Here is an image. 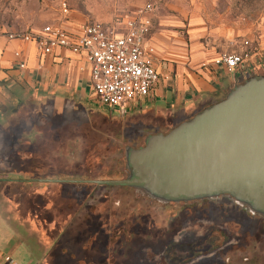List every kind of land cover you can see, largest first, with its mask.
<instances>
[{
	"label": "crops",
	"instance_id": "1",
	"mask_svg": "<svg viewBox=\"0 0 264 264\" xmlns=\"http://www.w3.org/2000/svg\"><path fill=\"white\" fill-rule=\"evenodd\" d=\"M220 1L184 0L161 5L162 8L152 6L145 43L155 50L153 68L159 80L148 97L134 107L136 111L123 116L113 115V111L94 102L89 74L82 69L81 53L56 49L39 58L33 41L23 42L9 35L37 33L42 29L16 31L9 25L1 28L0 264H12L13 256L20 253L18 247L23 245L26 255L41 264H47L46 257L53 261L52 256L56 255L52 248L61 230L57 227L56 234L50 237L47 232L52 231L56 221L46 217L35 219L33 209L40 206L39 202L46 209L52 201H58L60 185L26 180V176L38 173L39 167L50 171L63 166L57 160L51 162V158L60 157L53 156V149L46 146L52 142L49 138L54 126L63 120L83 117V128L91 133L99 131L113 136L116 130L123 136L126 129L136 125L146 138L167 132L222 100L245 79L264 74V27L243 23L229 5L231 2L221 10ZM83 24L71 14L60 13L47 26L76 31ZM243 40L250 42V57L239 68L228 72L214 64L222 54L243 53ZM37 157L43 161L25 163ZM8 176L23 177L24 181ZM55 195L58 200L50 198ZM48 197L50 200L46 201ZM59 217L62 219L61 214ZM12 241L14 246L3 252Z\"/></svg>",
	"mask_w": 264,
	"mask_h": 264
},
{
	"label": "rangeland",
	"instance_id": "2",
	"mask_svg": "<svg viewBox=\"0 0 264 264\" xmlns=\"http://www.w3.org/2000/svg\"><path fill=\"white\" fill-rule=\"evenodd\" d=\"M62 1L67 3L69 14L79 19V22L100 23L105 26H111L116 19L120 20L123 17L132 15L136 10L148 3L152 4L154 8L157 6L162 8L161 5L165 6L167 3L175 1L184 2V0H0V33L1 28L5 25L15 27L16 31L42 29L50 25V23L60 17L61 12L59 6ZM228 2L231 3L229 4ZM228 4L232 6L231 8L235 9L236 13H239L243 23H254L257 26L264 27V0H221L220 9H227ZM94 102L98 105L95 100ZM101 108L105 109L103 107ZM136 109H127V113L130 111L134 112ZM112 111L113 115L120 114L117 108H114ZM83 129L81 126H77L74 129L65 125L58 132H54V137L50 136L49 141L52 142H49L46 146L53 149V156L59 155L60 157L51 158V162H56L57 160L64 164V160L66 161V164L62 168L59 166V168L50 170L51 175L54 171L67 172L70 167L68 166L70 165L68 162H75L79 155H84V151L89 145L84 143L83 134L85 132ZM144 138L143 132L141 133V130L136 125H132L126 129V135L123 136L115 130L112 140L108 142V147L106 144H98L99 147L97 149L96 145H94V151L91 150L88 154L89 158H92L90 160L91 163L96 169L100 167V170L94 171L93 176L95 175L94 177L96 178H93V180L125 179L127 174L125 170L126 149L137 148L143 142ZM94 153L96 154V160ZM39 159L40 161L38 163L43 161L40 157H37V160ZM28 162L29 160L25 161L26 164ZM38 170L39 176L40 174L43 175L48 172V169L42 167H39ZM2 177L5 178V175ZM17 177L8 176L9 179H20ZM85 192L86 190H77L76 188L75 191L66 189L67 194L71 193L75 196H83ZM91 194L92 196L88 198L86 203L88 206L89 204L91 205V211H94L95 214H107L109 216V222H112L111 227H113L114 231H121L119 223L122 222L121 216L123 215L125 216H123L124 220L127 219L128 221L130 230H137L135 226L137 223H132L135 215H139L140 220L138 218L136 220L141 223L140 221L144 217L152 220L151 217H155L156 212L159 213L153 210L154 208H161L162 214L166 215V217L177 214L179 209L181 211L187 209L180 203L178 207H174L172 204H165L163 206L160 203H150L146 196L140 195V193H134L133 189L123 186L97 187L91 191ZM218 199L220 200L222 198ZM218 199H216V202ZM198 203L194 212L191 211L193 212L191 215H189V212L185 213L186 216L193 215L198 220L197 222L192 224L184 221L179 224L180 226L173 238L164 239L160 243L146 239L137 242L136 246H140L141 248L153 247L156 249L155 251L161 250L159 253L164 252V258L167 264H183L192 257L219 249L224 243L228 247L237 248L241 246L239 248H242L245 246L246 241H251L250 235L252 236L254 234L258 238L257 254L251 255L247 252L245 256L248 257L250 262H242L241 264H264V224L259 222L254 224L248 223L242 214L234 210H227L225 212L226 214L224 213V215L230 218L228 221L225 219V224L221 222L215 223L214 217L217 214V210L212 207L213 205H210V202L205 200ZM199 219L202 221H199ZM232 219L237 221V226L233 223ZM239 230L248 233V235L243 236L240 232H237ZM234 232L238 234H234ZM169 242L171 243L168 244ZM13 246L14 242L12 241L9 246L2 250L3 252H8L6 250H9ZM23 247L24 245L18 247L21 248L20 253L13 256L11 263L31 264L33 262L37 264L36 258H29L26 255V251H24L25 247L24 249ZM74 249L76 250L77 248ZM52 258L55 257L52 256ZM159 258L161 256H157V259ZM56 262H59V264H70L66 258L65 261L57 258ZM38 264H41V262Z\"/></svg>",
	"mask_w": 264,
	"mask_h": 264
},
{
	"label": "water",
	"instance_id": "3",
	"mask_svg": "<svg viewBox=\"0 0 264 264\" xmlns=\"http://www.w3.org/2000/svg\"><path fill=\"white\" fill-rule=\"evenodd\" d=\"M125 160L127 178L89 182L162 202L229 195L264 215V75L245 79L167 132L147 136L141 147L127 148Z\"/></svg>",
	"mask_w": 264,
	"mask_h": 264
},
{
	"label": "built area",
	"instance_id": "4",
	"mask_svg": "<svg viewBox=\"0 0 264 264\" xmlns=\"http://www.w3.org/2000/svg\"><path fill=\"white\" fill-rule=\"evenodd\" d=\"M62 15L69 14L65 1L60 3ZM152 5L146 4L132 15L118 20L114 25L85 23L76 31L59 26H45L37 33H12L11 39L34 42L39 58L50 55L56 49H66L72 54H82L89 74L91 91L99 106L110 112L117 108L120 115L136 107L148 97L159 76L153 68L155 50L146 44L150 31L149 14ZM246 50L241 54H222L214 62L228 72H234L250 53L248 40H243ZM24 67L23 63L19 64Z\"/></svg>",
	"mask_w": 264,
	"mask_h": 264
},
{
	"label": "flooded vegetation",
	"instance_id": "5",
	"mask_svg": "<svg viewBox=\"0 0 264 264\" xmlns=\"http://www.w3.org/2000/svg\"><path fill=\"white\" fill-rule=\"evenodd\" d=\"M144 140L137 148L143 145ZM22 169L27 170L28 168L22 167ZM125 170L127 173L125 178H127L129 175V169L127 168V166H125ZM87 171L90 172V169H88ZM29 176H32V178H28L27 176L26 180H49V178H46V174H40V176L38 174H30ZM17 178H20L16 180L18 182L24 181L23 177ZM91 179L93 180V178H89L84 182L88 184H94L89 182L92 181ZM55 184L59 185V183ZM104 186L106 187L109 185ZM135 192L136 191H134V193ZM58 195L59 197L64 196V190L63 188H61V186H59ZM218 198L222 199L219 200ZM148 199L150 203H160L163 206L165 204H172L174 205V207H178L180 203L182 206H184V208L187 209H183V211L179 209V212L177 214L171 217H166V215L162 214L163 212L161 208H154L153 210H156L159 213L156 212L155 217H151L152 220L148 219V217H144L143 219H141V223L136 220L137 218L140 220V218L138 217L139 215H135L136 217L134 216L132 223H137L135 225L137 227V230H130V228L128 227V221L127 219L124 220L123 215L121 216L122 222L119 223L121 226V231H114L113 227H111L112 222H109V216L107 214H95L94 211H91L90 204L89 206L88 204L82 206L80 205V203H78L76 206L78 218L76 219H79L78 227L80 228V232H78V236L76 237L77 249L74 251V253H72V256H69L68 259L70 264H167L164 258V252L159 253L161 250L155 251L156 249L153 247L141 248L140 246H136L137 242L151 239L160 243L164 239L173 238L177 233L176 231L180 226L179 224L183 223L184 221L194 224L198 221L194 218L193 215L186 216L185 213L189 212V215H191L194 212V209H196L197 204H199L198 202H202L204 200L210 202V205L212 204V207L217 210V214L214 217L215 223L221 222L225 224V219H227L228 221L230 218L224 215V213L227 210H234L242 214V216L245 218V220L248 221V223L254 224L259 222L264 224V215L253 212L249 209L248 206L236 201L229 195H219L212 198L178 202H162L156 199ZM216 199H218L217 202ZM45 200L49 201L50 198L48 197ZM64 201L65 200L63 199L58 200L60 205H63L60 211L62 217H65L64 212L66 211V203ZM216 207H218V209H216ZM232 220L234 224L237 223L236 220ZM199 221L202 220L199 219ZM237 232H240L243 236L248 235V233L241 230ZM237 232H234V234H238ZM253 235L254 234H252V236L250 235L251 241H246L245 246L242 248H239L241 246L237 248L228 247L224 243L219 247V249L214 250L210 253L206 252L203 255L192 257L183 264H241L242 262H250L245 254H247L248 252L251 255H256L258 250V238ZM170 243L171 242H169L168 244ZM67 249L68 247H64L63 250L67 251ZM157 256H161V258L157 259ZM45 261H47V264H57L47 257Z\"/></svg>",
	"mask_w": 264,
	"mask_h": 264
},
{
	"label": "trees",
	"instance_id": "6",
	"mask_svg": "<svg viewBox=\"0 0 264 264\" xmlns=\"http://www.w3.org/2000/svg\"><path fill=\"white\" fill-rule=\"evenodd\" d=\"M83 120H84L83 117L75 118L73 120L72 119L63 120L62 122L59 123V125H56L52 128L51 137H54L55 136L54 132L55 131L58 132L65 125H67L68 127H72L74 129L77 126L83 127V124H84ZM83 130L85 132L83 134L84 143L89 145L88 147H86L87 149H85L84 155L83 156L79 155L78 158L75 160V162L69 161L68 164L70 165L68 166L70 167L68 168L69 170L67 172H55L54 171L52 172V175H51L48 171V173L46 174L47 175L46 178L53 179V180H50L49 182L48 181H35V180L32 181L35 183L44 182V183L51 184V185L55 183H59L61 188H63L64 190V196L60 197V199L65 200L64 202L66 203V206H65L66 211L64 212L65 217H62V219L59 217V214H61L60 212L61 206L63 205H60L58 201H52L50 203V206H48V208L46 209H44L43 204L39 202L40 206L38 207L35 206L33 209L34 210L33 216L35 219L39 220V219H43L44 217H46V219L48 220L56 221L54 224L55 225L54 228L51 229L52 231L47 232L50 237L56 234L57 227L60 228L61 230L60 238L55 241V243L53 244V248H52L53 252L56 253L55 258L53 259L54 262H56L57 258H60L64 261H65V258H67V261H69L68 260L69 256H72V253H74L75 251L74 248H77V244H76L77 238L76 237L78 236V232H80V228L78 227L79 219H76L78 218V212L76 208L77 204L80 203V205L82 206L86 205L87 204L86 201L88 200L89 197L92 196L91 191L94 188L96 189L97 187L99 188L105 187L104 185L88 184L84 181H87V179L89 178H96L94 177L95 175L93 176V173L96 170L97 171L100 170V167L96 169L94 165L91 163L90 160L92 158H89L88 153H90L91 150L94 151L93 150L94 145H96L97 149L99 147L98 144H101V145L106 144L108 147V144H109L108 142L112 140V136L103 135L99 131H96V132L93 131L91 133V130H86L85 128ZM85 154H88V155H85ZM94 158L96 160V154ZM38 161H40V159L39 160L30 159L29 160L30 163L29 162L28 163L34 165ZM64 164H66L65 160H64ZM63 166H61L60 168H62ZM88 169H90V172L87 171ZM35 174H38V173H35ZM28 178H32V176L28 175ZM61 180H64V181H61ZM67 188L72 189L73 191H75V188L77 190H83V191L86 190V192L84 193L83 196H75L74 194H71V193L67 194L66 193ZM43 198L44 196L39 197L40 200ZM50 198H54L55 200H58L59 197L58 195H55V196H50ZM64 247H68L67 251L63 250ZM72 247H74L73 250H71ZM59 262H56V263L59 264Z\"/></svg>",
	"mask_w": 264,
	"mask_h": 264
}]
</instances>
